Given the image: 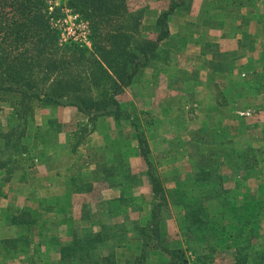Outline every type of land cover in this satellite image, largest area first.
I'll return each mask as SVG.
<instances>
[{"label":"crops","instance_id":"0c3cea01","mask_svg":"<svg viewBox=\"0 0 264 264\" xmlns=\"http://www.w3.org/2000/svg\"><path fill=\"white\" fill-rule=\"evenodd\" d=\"M127 2L131 13L142 15L139 35L157 42L158 18L172 0ZM168 27L149 66L118 96L122 110L139 117V131L127 120L103 118L79 140L88 120L76 108L33 105L29 141L38 159L23 158L10 176L0 172V264H138L143 256L140 264H176L178 250L187 264H235L245 246L247 264H255L264 233L248 231L255 229L264 172L253 169L248 153L264 151V0H188ZM0 107L5 132L15 124L14 109L10 100ZM143 115L151 122L143 123ZM141 133L167 194L153 225L158 238L141 235V227L153 229L158 203ZM245 150L246 164L237 156ZM201 157L216 161L210 177L222 178L224 188L201 205L208 219L193 225L189 210L199 206L191 207L182 189L201 188L195 184ZM106 165L115 168L106 172ZM97 234L102 241L83 261L63 252Z\"/></svg>","mask_w":264,"mask_h":264},{"label":"trees","instance_id":"16d2710c","mask_svg":"<svg viewBox=\"0 0 264 264\" xmlns=\"http://www.w3.org/2000/svg\"><path fill=\"white\" fill-rule=\"evenodd\" d=\"M187 2L172 0L170 9L161 13L157 22L158 39L154 43L139 35L142 15L131 13L127 0H67L66 4L53 7L54 12H50L48 0H0V105L10 100L15 117V124L0 132V172L10 176L23 158L31 157V161L38 159L29 141L32 140L30 123L35 104L74 107L85 115L88 122L80 125L77 132L79 140L92 134L97 121L103 118H113L117 124L127 120L139 131V117L132 111H123L118 96L133 84L137 74L149 66L159 44L170 35V15ZM65 10L89 22L91 47L72 41L61 42V33L53 27L52 21ZM91 89L102 90V93L94 94ZM143 121L151 122L150 116L143 115ZM142 134H139L141 152L149 167L153 192L158 201L149 220L153 226L156 220L162 218L161 209L167 202V194L157 168L149 160L146 141L140 136ZM214 163L206 157L195 163V184L203 188L201 201L190 203L186 200L187 194L184 195L191 207L199 206L189 210L188 217L193 225L208 219V213L201 205L221 197L219 191L224 188V181L220 177H210L213 166L217 164ZM113 168L106 165L105 171L112 172ZM127 179L133 181V177ZM202 182L211 189L205 192ZM255 214H258L256 209L252 217ZM106 232L110 233L108 228ZM248 232V236H255L252 230ZM150 233L156 238L160 236L156 226L152 230L149 225L141 227V235L145 238ZM102 239L100 234L89 236L82 241L77 240L63 252L73 256L78 253L80 262L84 260L86 251L96 248ZM246 249V246L241 248L235 264H247ZM175 258L176 264H187L181 250L176 251Z\"/></svg>","mask_w":264,"mask_h":264},{"label":"rangeland","instance_id":"374dc122","mask_svg":"<svg viewBox=\"0 0 264 264\" xmlns=\"http://www.w3.org/2000/svg\"><path fill=\"white\" fill-rule=\"evenodd\" d=\"M66 1L67 0H48V3L50 5V12H54L53 7H59L61 5L66 4ZM66 16H67L66 12H62L61 16H59L58 19L56 18V20L52 21L53 27L55 28L54 23L56 21L61 20V19H63ZM55 29L58 30L57 28H55ZM58 31L60 32V30H58ZM63 43H66V42H63ZM88 137H86V138H88ZM220 140L222 141L223 139L220 138ZM113 148L116 151L115 148H117V146H114ZM247 153H246V150L242 154L240 152H237V156H239V159L242 158V159L245 160L246 157H247ZM248 154H249V156L253 155V162H252V165H254L253 169L259 171V173H260V170H262L264 172V151L261 152V153H256L255 149H254V152L250 151ZM254 158H255V160H254ZM234 159L235 158L230 159V160H232V162H235V161L237 162V159L235 161H233ZM239 162H241V160ZM245 164H246V160H245ZM260 181L262 183V184H260V187H259V188H261L260 189V193L257 195V197H255V199L257 201V204L259 206H257V209H256V211H258V214H255L253 216V218H255L254 219V221H255V223H254L255 227L254 228L255 229L253 230V231H255L253 233L254 235H258V234L262 235L264 233V231H263L264 229L260 228V224H261L262 220L264 219V179L263 180L260 179ZM182 190H184L187 193V199L186 200H189L190 203L192 202V203L196 204L197 202L201 201V189H200V187H199V189H197L194 184H185ZM207 190H208V188H205L204 191L206 192ZM178 195H179V197H181L180 194H178ZM234 199H235V195H231V196L227 197L226 201L227 202H233ZM255 207H254V209H255ZM202 214L204 215V213H202ZM51 237H52V235H51ZM262 246H263V248H261L258 251H256L253 248L255 250V252H253L252 255H253L254 261L257 262V264H264V256H263V254H264V243L262 244ZM259 251H261L263 254H261Z\"/></svg>","mask_w":264,"mask_h":264},{"label":"built area","instance_id":"2783aa9c","mask_svg":"<svg viewBox=\"0 0 264 264\" xmlns=\"http://www.w3.org/2000/svg\"><path fill=\"white\" fill-rule=\"evenodd\" d=\"M181 1V0H178ZM67 16L54 23L55 28L61 32L62 42H76L82 45H90V24L81 19L79 15L73 14L70 10H65ZM242 116H249L250 112H241Z\"/></svg>","mask_w":264,"mask_h":264}]
</instances>
